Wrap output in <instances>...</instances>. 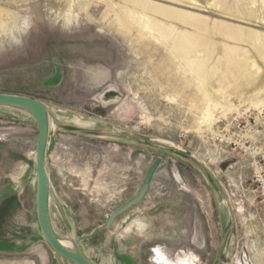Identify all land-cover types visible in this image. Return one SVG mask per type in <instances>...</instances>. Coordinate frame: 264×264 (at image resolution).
I'll return each mask as SVG.
<instances>
[{"label": "rangeland", "instance_id": "obj_1", "mask_svg": "<svg viewBox=\"0 0 264 264\" xmlns=\"http://www.w3.org/2000/svg\"><path fill=\"white\" fill-rule=\"evenodd\" d=\"M143 1L205 18L212 28L264 31L209 7L214 0L196 7ZM123 8L135 5L0 0V94L42 102L55 125L46 159L55 231L93 264H264V205L250 161L213 141L236 112L215 114L212 130L200 133L199 104L164 71L173 62L167 47L140 40L134 26L122 29ZM254 58L262 72L252 89L264 88V62ZM38 136L30 114L0 107V264H73L55 256L39 227ZM158 158L148 196L110 222Z\"/></svg>", "mask_w": 264, "mask_h": 264}, {"label": "bare ground", "instance_id": "obj_2", "mask_svg": "<svg viewBox=\"0 0 264 264\" xmlns=\"http://www.w3.org/2000/svg\"><path fill=\"white\" fill-rule=\"evenodd\" d=\"M129 1L135 8L122 9L127 17L126 22L120 19L122 29L126 28L128 32L134 26L139 30L140 40H153L167 47L173 62L164 71L170 68L179 79L173 88L180 93L188 90L192 104H199L196 106V125L200 133L212 130L218 121L215 114L219 112L227 117L245 107L264 111V88L252 89L262 72L254 53L264 62V31L227 25L213 29L205 18L143 0ZM166 1L190 7H196L199 2ZM208 5L223 15L264 29V0H214ZM157 16L190 26L192 31L169 25ZM215 35L222 36L228 43L217 44ZM34 157L36 160V155ZM60 241L68 249L74 246L72 240L62 236ZM165 264L171 263L166 261Z\"/></svg>", "mask_w": 264, "mask_h": 264}, {"label": "water", "instance_id": "obj_3", "mask_svg": "<svg viewBox=\"0 0 264 264\" xmlns=\"http://www.w3.org/2000/svg\"><path fill=\"white\" fill-rule=\"evenodd\" d=\"M0 107L12 108L30 114L37 122L39 136L36 151V176H37V217L40 230L45 242L52 252L59 259L63 258L73 264H93L80 250L78 243L72 238L74 246L68 249L61 243V236L55 231L50 214L51 181L47 171L46 159L51 130V112L40 101L16 95L0 94ZM161 158H158L150 167L145 181L137 197L127 203L124 207L117 210L111 218L112 222L117 217L127 213L134 207L140 205L145 199L154 175L160 168ZM224 264V263H220Z\"/></svg>", "mask_w": 264, "mask_h": 264}, {"label": "built area", "instance_id": "obj_4", "mask_svg": "<svg viewBox=\"0 0 264 264\" xmlns=\"http://www.w3.org/2000/svg\"><path fill=\"white\" fill-rule=\"evenodd\" d=\"M213 141L249 158L251 180L264 205V111L242 108L222 131L213 135Z\"/></svg>", "mask_w": 264, "mask_h": 264}, {"label": "crops", "instance_id": "obj_5", "mask_svg": "<svg viewBox=\"0 0 264 264\" xmlns=\"http://www.w3.org/2000/svg\"><path fill=\"white\" fill-rule=\"evenodd\" d=\"M52 126H53V125H52ZM54 127H55V126H54ZM51 129H53V127H51ZM156 173H157V172H156ZM156 173H155V175H154L153 180H155ZM153 184H154V181H152V183H151V185H150V189H149V191H148L146 197L148 196L149 192L151 191V188H152ZM146 197H145V198H146ZM144 200H145V199H144ZM144 200H143V201H144ZM137 227H138L139 230L144 231V230L147 228V224H146V223H143V222H141V221H138V222H137ZM159 251H161V250L158 249V250H157V253H158ZM161 252H162V251H161ZM162 253H163V252H162ZM177 258H178V257H177ZM240 264H241V262H240Z\"/></svg>", "mask_w": 264, "mask_h": 264}]
</instances>
